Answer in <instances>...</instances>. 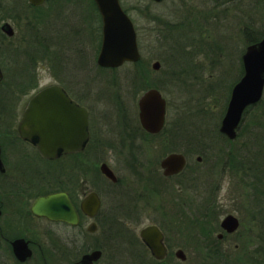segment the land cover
<instances>
[{
    "label": "flooded vegetation",
    "instance_id": "obj_1",
    "mask_svg": "<svg viewBox=\"0 0 264 264\" xmlns=\"http://www.w3.org/2000/svg\"><path fill=\"white\" fill-rule=\"evenodd\" d=\"M82 1L88 15L76 20L72 45L65 52L92 54L88 55L91 69L94 68L96 50L98 54L101 50L103 22L95 1ZM47 2L33 5L25 0L21 13L11 12L0 4V99H6L0 109L4 114L0 116V264H111L122 258L143 263L155 261L156 264H167L171 258L184 262L183 250L171 249L178 239L173 235L175 222L171 224V219L175 218L177 206L188 203L191 207L188 181L197 182L201 177L204 171L200 166L202 156L196 157L195 165L189 164L193 146L175 142L176 129L167 120L166 102L163 127L158 132H149L142 127L138 101L147 90L135 106L121 102L117 105V114H105L96 110L86 85L77 87L81 85L79 82H88L87 79H72L76 87L75 83L60 79L41 85L37 70L31 67L37 63L25 62L28 60L26 55L37 45L51 62L50 55L53 57L64 50L63 45L52 41L45 30ZM118 2L133 25L137 43L133 19L123 1ZM137 49L139 52L138 43ZM24 55L23 61L16 58ZM97 58L95 63L99 72L116 71L126 64L137 65V62H125L119 67H101ZM84 67L88 70L87 63ZM17 69L21 73L16 74ZM16 86H23V89ZM50 86L60 88L78 110L57 114L61 132L57 154L44 157L37 148V139L23 138L19 125L31 98ZM17 147L19 152L15 150ZM32 155L41 165L40 169L33 170L38 179L28 172ZM170 155L183 157L184 166L178 173L166 175L161 163ZM32 165H35L33 161ZM17 166L22 167L17 169ZM176 180H179L178 191ZM54 193L66 195L76 214L75 224L33 215L34 201ZM169 204L172 207H164ZM35 222H42L44 234H39ZM53 225L62 230L53 233L54 238L43 239V235L52 233ZM147 227H155L161 234L163 251L160 258L140 237ZM221 231L217 235L218 241L233 234ZM19 240L30 251L29 257L24 256L26 248L23 246L17 250L20 258L16 256L13 243ZM83 243L88 248L80 254Z\"/></svg>",
    "mask_w": 264,
    "mask_h": 264
},
{
    "label": "rangeland",
    "instance_id": "obj_2",
    "mask_svg": "<svg viewBox=\"0 0 264 264\" xmlns=\"http://www.w3.org/2000/svg\"><path fill=\"white\" fill-rule=\"evenodd\" d=\"M23 1L0 0V4L21 13ZM122 1L137 29V65L99 72L95 63L97 50L91 69L88 55L92 54L65 52L72 45L76 20L88 15L82 0H48L44 27L64 50L50 55V62L36 45L25 62L37 63L31 67L37 70L41 85L58 79L73 84V80L87 79L74 87L86 85L96 110L105 114H117L121 102L135 106L143 92L158 90L167 103V120L176 129L175 142L192 144L189 164L200 155L204 169L197 182L188 181L191 207L188 203L177 206L175 218L171 219V224L175 222L173 235L178 237L171 249L183 250L186 259L181 262L171 258L167 264H264V89L260 101L243 114L235 139L227 140L219 132L231 90L243 75L242 56L249 41L264 35V0ZM24 57L16 56L22 61ZM156 62L158 70L152 68ZM19 69L16 74L21 73ZM5 101L0 99V109ZM19 149L15 148L17 152ZM159 150L162 154V147ZM31 159L28 172L33 178V170L41 165L35 156ZM178 182L175 181L177 191ZM227 214L237 217L239 226L227 239L218 241L217 235L222 232L219 224ZM35 225L39 234H44L42 222ZM51 227L52 233L43 235V239L54 238L62 230L57 225ZM85 244L80 245V254L88 248ZM111 264L156 262L122 258Z\"/></svg>",
    "mask_w": 264,
    "mask_h": 264
},
{
    "label": "water",
    "instance_id": "obj_3",
    "mask_svg": "<svg viewBox=\"0 0 264 264\" xmlns=\"http://www.w3.org/2000/svg\"><path fill=\"white\" fill-rule=\"evenodd\" d=\"M103 22V37L97 63L101 67H119L125 62H137L140 55L137 49L135 31L128 16L122 11L118 0H94ZM161 2L162 0H153ZM39 5L44 0H29ZM243 75L233 86L225 114L221 120L219 132L230 140L236 138L237 129L245 110L258 103L264 89V35L260 41L249 45L242 56ZM159 69V63L152 65ZM165 100L156 89L147 90L138 101L140 123L149 132H158L164 124ZM69 103L65 93L56 86L47 87L37 92L29 101L19 125L23 138L37 139V148L44 157H55L57 154L60 130L57 114L59 112L77 111ZM81 111L82 109L79 108ZM65 114V113H64ZM166 175L176 174L182 170L184 159L179 155H170L162 163ZM37 217L51 221H64L69 224L77 222L73 207L65 194L54 193L37 198L31 207ZM239 226L237 218L232 215L224 217L220 227L228 234L234 233ZM141 239L152 253L160 258L163 251L161 234L155 227H147L140 234ZM21 240L13 243L17 250ZM181 255V253H178ZM25 257L30 256L26 248ZM20 258V257H19Z\"/></svg>",
    "mask_w": 264,
    "mask_h": 264
},
{
    "label": "trees",
    "instance_id": "obj_4",
    "mask_svg": "<svg viewBox=\"0 0 264 264\" xmlns=\"http://www.w3.org/2000/svg\"><path fill=\"white\" fill-rule=\"evenodd\" d=\"M257 41H259V40H251V41H249V45H250V44H254V43H256Z\"/></svg>",
    "mask_w": 264,
    "mask_h": 264
}]
</instances>
